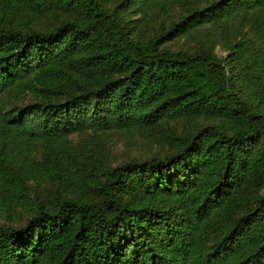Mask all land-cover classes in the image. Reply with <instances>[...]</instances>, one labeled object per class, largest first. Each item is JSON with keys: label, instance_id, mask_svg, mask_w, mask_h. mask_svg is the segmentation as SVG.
<instances>
[{"label": "trees", "instance_id": "16d2710c", "mask_svg": "<svg viewBox=\"0 0 264 264\" xmlns=\"http://www.w3.org/2000/svg\"><path fill=\"white\" fill-rule=\"evenodd\" d=\"M0 264H264V0H0Z\"/></svg>", "mask_w": 264, "mask_h": 264}, {"label": "rangeland", "instance_id": "374dc122", "mask_svg": "<svg viewBox=\"0 0 264 264\" xmlns=\"http://www.w3.org/2000/svg\"><path fill=\"white\" fill-rule=\"evenodd\" d=\"M176 10H179V7L175 8L173 12H177ZM170 15L171 13L168 12L153 14L152 17L154 26H158L160 21H165V19ZM53 21L54 20L52 18L43 19L38 27L44 29ZM232 25V30L240 29V31L245 34L247 39L252 40L254 38L248 25H241L238 22H234ZM183 40L184 39L176 42L173 48L180 47L183 44ZM255 44L257 47H261V45H263V41L260 43L256 42ZM215 53L219 57H225L227 54L218 41L216 43ZM167 127L177 134H182L186 130L184 122L169 124ZM164 130V128H158L154 134L150 132L143 139L137 133L110 132L105 134L98 133L95 135L87 133L84 135H74L73 142L75 144H79L81 141H89L93 147L98 148L97 151L100 152L99 154L106 163L110 165H117L131 159L140 160L147 159L154 154L162 155L166 150V146L156 143V137L154 136H159V134L163 133ZM43 188H45L44 185H42L39 189L43 190Z\"/></svg>", "mask_w": 264, "mask_h": 264}]
</instances>
